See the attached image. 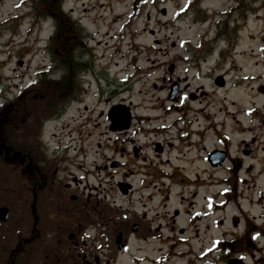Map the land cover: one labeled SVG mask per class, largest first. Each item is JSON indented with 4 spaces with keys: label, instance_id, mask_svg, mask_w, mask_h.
Wrapping results in <instances>:
<instances>
[{
    "label": "flooded vegetation",
    "instance_id": "obj_1",
    "mask_svg": "<svg viewBox=\"0 0 264 264\" xmlns=\"http://www.w3.org/2000/svg\"><path fill=\"white\" fill-rule=\"evenodd\" d=\"M75 50H55L68 79L50 78V64L15 97L0 85V264H264V107L219 123L203 107L196 128L150 130L133 114L123 131L107 110L104 130L70 132L66 144L50 122L74 115L86 86L88 54Z\"/></svg>",
    "mask_w": 264,
    "mask_h": 264
},
{
    "label": "rangeland",
    "instance_id": "obj_2",
    "mask_svg": "<svg viewBox=\"0 0 264 264\" xmlns=\"http://www.w3.org/2000/svg\"><path fill=\"white\" fill-rule=\"evenodd\" d=\"M52 1L44 8L40 0H0V85L15 97L23 86L38 80L37 72L50 64L54 65L50 78L68 79L65 69L58 66H62V61L55 50L75 47V56L81 51L88 54L89 57L83 59L84 73L79 74L90 84L78 97L83 102L80 105L82 118L74 113L65 122L72 130L89 122L88 126L85 122V131L79 132L80 138H86L95 123L104 130L105 120L97 117L124 99L132 102L135 114L147 122L144 128L150 130L170 126L172 129L184 128L185 124L196 128V120L200 118L198 111L203 107H207V117L217 114L216 123L222 122L223 118L243 119L246 116L244 110L250 111L247 108L253 107V103H256L255 107H264V94L258 93L257 89L264 86V79L247 78L251 73L264 76L261 47L264 0H221L227 14L220 18L213 16L215 12H222L215 6L220 0ZM136 5L139 6L138 15L131 19ZM59 7L76 25L82 26V29L76 26L75 32H70L72 36L76 35L74 42L81 41L80 47L68 40V33H61V38L56 40L58 13L55 8ZM232 8L236 9L233 14ZM242 8H249L244 15ZM41 10L53 19L40 17L38 11ZM60 21L67 32L68 20ZM51 36L56 37L50 40ZM240 53H243L242 57ZM50 59L58 61L55 64ZM256 61L257 67L254 66ZM222 76L226 86L217 87L215 80ZM172 83H181V90L186 86L188 94H199L203 86L207 95L190 101L185 110L178 112L177 105L168 100ZM104 100L110 103L104 106ZM168 106L174 107L171 113L166 110ZM84 107L88 112H84ZM74 110L77 111V106ZM251 112L249 117L255 116ZM258 117L259 124L264 116ZM180 118L186 123H180ZM204 124L209 128L213 122L204 121ZM53 129L50 127V132ZM175 132L168 134L173 137ZM58 134L59 139H63V130ZM195 138L192 136L193 141ZM57 142L56 138L50 140L52 145ZM188 142L189 139L186 146ZM210 144H214V137ZM180 147L183 148L182 143ZM182 150L185 154L187 148ZM180 157L184 158L183 154Z\"/></svg>",
    "mask_w": 264,
    "mask_h": 264
},
{
    "label": "trees",
    "instance_id": "obj_3",
    "mask_svg": "<svg viewBox=\"0 0 264 264\" xmlns=\"http://www.w3.org/2000/svg\"><path fill=\"white\" fill-rule=\"evenodd\" d=\"M41 4H42V7H46V5L52 3L53 1L52 0H40ZM56 12L58 13V18L56 17L55 19H57L58 21V28H59V32H57V35L60 33L61 29L62 31H65V27L63 26V24L61 23L60 20H65L66 17L62 14V12L60 11V7L59 8H55ZM38 13L40 14L41 17H46V16H50L49 13H45L44 10H41V11H38ZM51 13V12H50ZM60 21V23H59Z\"/></svg>",
    "mask_w": 264,
    "mask_h": 264
},
{
    "label": "bare ground",
    "instance_id": "obj_4",
    "mask_svg": "<svg viewBox=\"0 0 264 264\" xmlns=\"http://www.w3.org/2000/svg\"><path fill=\"white\" fill-rule=\"evenodd\" d=\"M221 4H222V1L220 0L219 2H216V3H215V6H216L217 8H219L220 11H222V12L225 13V10H223ZM246 44L248 45V43H246ZM251 59H252V60H255V57H252ZM257 63H258V62L256 61V62L254 63V66H256ZM247 78H252L253 80H256L257 78L262 79V76H259V74H256V75H255L254 73H251V74L247 75ZM169 129H172V126H170Z\"/></svg>",
    "mask_w": 264,
    "mask_h": 264
}]
</instances>
